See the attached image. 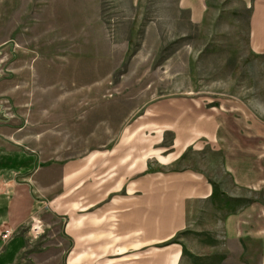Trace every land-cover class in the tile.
<instances>
[{
	"label": "rangeland",
	"instance_id": "obj_1",
	"mask_svg": "<svg viewBox=\"0 0 264 264\" xmlns=\"http://www.w3.org/2000/svg\"><path fill=\"white\" fill-rule=\"evenodd\" d=\"M174 4L0 0V82L8 86L0 123L36 154L52 196L63 192L45 219L26 225L37 260L71 261L67 222L87 213L97 189L122 188L121 173L203 167L215 175L207 160L226 151L215 209L190 200L186 225L167 243L181 255H141L140 264H264V52L253 48L248 12L233 3L217 5L205 25L182 19ZM236 176L247 185L232 186ZM218 218L243 223L242 255H196L218 248Z\"/></svg>",
	"mask_w": 264,
	"mask_h": 264
},
{
	"label": "crops",
	"instance_id": "obj_2",
	"mask_svg": "<svg viewBox=\"0 0 264 264\" xmlns=\"http://www.w3.org/2000/svg\"><path fill=\"white\" fill-rule=\"evenodd\" d=\"M171 1L176 4V10L183 16L182 19L194 25L210 23L220 14L217 5L233 3L236 9L248 12L253 48L257 52H264V0ZM7 87L0 82V97ZM2 102L3 98H0V104ZM1 109L0 105V115ZM19 139L12 126L0 123V264H46L36 259V252L28 249L31 230L26 225L35 216L42 219L46 217L54 208L53 204L59 203L63 192H56L52 196L57 190L53 187L55 183L49 180V173L43 167H36V154L20 146ZM207 161L210 165L218 166H209L216 176L203 167H193L192 172L185 173L161 170L147 172L142 167L138 171L121 173L122 188H107L105 194L97 189V193H94L96 196L91 197L89 207L81 210L82 213H89L90 221L84 222L86 213L80 218H70L67 222L66 232L74 244L68 264H115L114 261L120 263V260V264H140L141 255L161 256L164 252L167 255H181L178 243H167L178 236L180 229L186 225L187 203L195 200L199 205H209L207 210H211V207L214 208V183L226 181L229 170L226 151L217 161L212 158ZM172 163L162 161L160 167H167ZM247 163L248 161L242 160L240 166L251 171L252 167H247ZM260 164L262 163L257 164L258 170ZM259 175L260 173L255 176L254 172L248 173L249 179H257ZM232 180L234 187L247 185L240 183L237 176ZM200 210L203 211L204 208ZM171 212L175 215L171 216ZM228 222L232 223L221 218L217 222H211V226L220 229L218 248H197L199 251H195L196 255L213 250H218L220 255H242L243 233L240 228L243 223L239 222L237 226L235 222L230 226ZM5 228H11L14 233L7 240L2 237ZM223 234L224 239H221ZM164 244L168 245L165 251ZM173 248H177L176 251Z\"/></svg>",
	"mask_w": 264,
	"mask_h": 264
},
{
	"label": "built area",
	"instance_id": "obj_3",
	"mask_svg": "<svg viewBox=\"0 0 264 264\" xmlns=\"http://www.w3.org/2000/svg\"><path fill=\"white\" fill-rule=\"evenodd\" d=\"M42 227V222L41 220H37V228L38 229H41ZM13 230L11 228H5L3 229L2 231V237L5 238V239H9L13 236Z\"/></svg>",
	"mask_w": 264,
	"mask_h": 264
}]
</instances>
